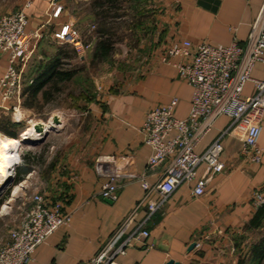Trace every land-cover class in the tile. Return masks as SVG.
I'll return each instance as SVG.
<instances>
[{
  "label": "crops",
  "instance_id": "1",
  "mask_svg": "<svg viewBox=\"0 0 264 264\" xmlns=\"http://www.w3.org/2000/svg\"><path fill=\"white\" fill-rule=\"evenodd\" d=\"M89 1L58 0L61 9L57 16H52L51 0H0V15L23 8L28 18L26 28L42 33L27 70L34 86L25 82L16 111L11 109L15 100L5 102L9 109L0 107V154L14 146L10 161L15 162L19 148H24L22 154L41 153L31 171L21 179L22 184L12 187L8 200L21 203L28 193L40 190L49 201L61 200L64 210L71 213L69 222L36 248L28 264H87L140 203L144 190L136 181L124 182L113 200L96 194L105 177L97 173L94 162L98 155L110 154L116 156L123 171L142 172L151 153L139 131L145 113L175 97L173 115H188L192 87L172 65L158 61L161 45L173 38H187L193 43L206 41L215 46L236 40L244 46L264 0L141 1L144 8L154 9V19L152 30L148 29L149 21L140 24L144 32L149 31L146 42L140 45V60L130 66L120 86L105 81L103 95L88 102L87 120L77 119L66 136V124L59 111L40 112L50 102L43 99L42 91L50 84L49 75L56 65L53 57L59 54L58 47L50 43L53 33L64 23H72L81 16L79 10L83 5L90 8ZM89 15L85 18L91 22ZM122 52L123 56L129 55ZM7 64V54L0 53V78ZM250 76L264 80L262 62L253 63ZM242 92H254L251 80L244 83ZM19 116L21 119L16 121L14 117ZM53 116L58 118L57 122ZM26 118L34 123L47 118L46 123H54L37 142L24 143L20 137L27 126L20 127L21 131L18 128ZM220 134L223 170L208 180L200 196H195L186 183L177 185L165 198L152 192L149 196L160 202L158 207L149 212L147 203L141 202L129 228L138 226L149 235L126 247L124 253L116 254L117 264H165L169 260L174 264H263L256 261L252 251L264 233V220L256 227L251 221L258 207L254 194L261 191L264 195V113L257 140L262 150L259 163L249 162L240 154L244 127L231 125L226 115L217 117L195 151L201 153ZM163 166L147 180L155 182ZM3 242L0 240V244Z\"/></svg>",
  "mask_w": 264,
  "mask_h": 264
},
{
  "label": "built area",
  "instance_id": "2",
  "mask_svg": "<svg viewBox=\"0 0 264 264\" xmlns=\"http://www.w3.org/2000/svg\"><path fill=\"white\" fill-rule=\"evenodd\" d=\"M57 2L51 0L49 13L52 16H57L61 9ZM27 22L23 8L0 15V53L7 54L8 60L0 78V107L9 109L5 102L15 100L16 104L11 108L14 111L24 93L25 82H31L27 70L42 36L39 29H27ZM52 37L56 42L70 43L77 55L92 47L91 40L80 36L72 23H64ZM158 61L172 65L191 85L189 113L186 118L173 115L177 103L175 97L145 113L139 131L151 153L142 172L123 171L114 155L102 154L95 158L97 173L105 177L96 194L113 200L124 182L136 181L144 190V196L117 226L99 254L87 264H117L116 254L124 253L126 247L149 235L146 229L138 226L129 228L141 202L147 203L149 212L158 207L160 202L149 196L152 192L165 198L181 183L188 184L195 196L205 192L208 180L220 173L225 165L221 159L222 136L215 138L201 153H197L195 147L218 116L226 115L231 119V125L244 127L240 154L252 163L261 160L262 150L257 140L264 113V80L251 77L250 71L255 61L264 65V1L244 46L236 40L225 46H215L206 41L193 43L187 38H173L159 48ZM248 80L252 81L254 92L246 95L242 89ZM14 119L19 121L21 117ZM20 156L18 153L15 166L20 163ZM161 165L164 166L158 179L149 182L147 177L155 174ZM20 181L13 185H21ZM254 199L259 206L264 202V195L256 192ZM7 203L1 204V212H8ZM20 205V218L9 228L7 240L0 244V264H28L36 248L71 217L61 200L49 201L40 190L32 191Z\"/></svg>",
  "mask_w": 264,
  "mask_h": 264
},
{
  "label": "rangeland",
  "instance_id": "3",
  "mask_svg": "<svg viewBox=\"0 0 264 264\" xmlns=\"http://www.w3.org/2000/svg\"><path fill=\"white\" fill-rule=\"evenodd\" d=\"M128 5V4H127ZM72 6V4L70 5ZM125 6V5H124ZM150 14L145 13H135L129 7H124V11L122 12V16L119 17L118 23L116 26L118 27L119 35L122 38L126 39L123 41H118L114 43L113 53L105 60L102 61H91V51L94 47V29L96 28V24H93L92 21L89 22L88 18H85L90 13V9L88 6L83 5L79 11H81V16L75 18V21H72L73 27L78 31L80 36H85V39L91 40L92 47L89 50H85L81 55H77L73 50L70 43H59L56 41H51L50 44L55 45L61 50H64L66 54H69L67 58V63L62 62V66L65 65L64 68H76L77 72L74 74L73 78L70 80L61 81L59 83L58 91H53V100H50L48 104L46 103L42 111L40 112H49V111H59L61 118H64V123L66 124V130L68 136L69 134V126L76 122L77 119L87 120L88 117V102L94 98H100L104 91V83L105 81H111L113 85L116 83L120 86V80L128 75V70L130 66L136 65L138 60H140L139 52L143 49L142 46L146 42L145 38L149 37L148 32H144L142 30L143 25L142 21H149L151 25H147L148 29H153V17H154V9L151 7H146ZM146 10V11H147ZM85 12V15L84 13ZM90 16V15H89ZM124 21V23H123ZM122 24L124 25V30H122ZM141 24V25H140ZM120 25V26H119ZM140 25V26H139ZM146 26V27H147ZM146 29V28H145ZM136 31V32H135ZM39 42L37 44V47ZM121 45V46H120ZM36 47V49H37ZM127 47V49L125 48ZM35 49V50H36ZM153 47L149 48L152 50ZM129 54L128 56H123V51ZM61 66V67H62ZM133 68V67H131ZM134 70V69H133ZM134 73V72H132ZM87 114V115H86ZM56 117V116H53ZM57 118V117H56ZM84 118V119H83ZM75 119V121H73ZM47 118L43 121L46 122ZM58 121V119H57ZM88 121H86L87 123ZM34 123V121L27 122L22 121L18 130L21 131L20 127H28ZM83 124V122H82ZM22 128V129H23ZM20 134V132H19ZM72 134V132H71ZM25 143V142H24ZM22 150L24 148H19L18 152L22 155ZM15 175V174H14ZM12 184L6 187L0 193V240L5 241L8 238V230L12 227L20 218V201L19 200H8V196L12 187ZM261 192V191H256ZM255 192V193H256ZM31 192L28 193V197ZM263 194V193H262ZM4 200L9 201L6 206L8 209L7 213L1 212V204H3ZM26 202V201H25Z\"/></svg>",
  "mask_w": 264,
  "mask_h": 264
},
{
  "label": "trees",
  "instance_id": "4",
  "mask_svg": "<svg viewBox=\"0 0 264 264\" xmlns=\"http://www.w3.org/2000/svg\"><path fill=\"white\" fill-rule=\"evenodd\" d=\"M141 1L143 2V0L89 1V14L92 18L91 21L93 24H96L93 37L94 47L90 54L91 61L98 62L107 59L113 53L114 43L122 40V36L119 35V29L116 24L118 23V18L123 15L122 12H125V6L129 7L135 13H145L147 15L150 14V12H148V10L142 6ZM58 49L59 54L53 57L55 60L54 63H56V65L53 66L54 71L52 70L49 75V79L51 80L50 84L42 91V97L45 101H49L54 98L52 92L58 91L59 83L61 81L72 79L74 74L77 72L76 68L66 69L64 68L66 64L62 66V62L63 64L67 63L66 60L69 57L67 55L69 54H66L64 50H61V48ZM60 55L63 57H60ZM39 65L40 63L36 64V67H39ZM33 82L30 83V86L32 87L34 86ZM25 87L26 86H24L23 92H25ZM41 106L42 105H39V107ZM40 157L41 153L39 155L32 154L31 152H25L22 154L20 156V163L15 166L13 183H17L23 179V177L31 171L33 165ZM263 220L264 202L257 207L255 215L251 221V225L255 227L259 226ZM252 252L255 256H257L256 261H258V263L262 262L264 264V233L259 241L254 245Z\"/></svg>",
  "mask_w": 264,
  "mask_h": 264
},
{
  "label": "bare ground",
  "instance_id": "5",
  "mask_svg": "<svg viewBox=\"0 0 264 264\" xmlns=\"http://www.w3.org/2000/svg\"><path fill=\"white\" fill-rule=\"evenodd\" d=\"M53 121L50 122H36L32 123L28 127H26L23 132L21 133V138L23 140H30L33 138L40 137L42 131L45 130L47 127L53 125ZM42 130V131H41ZM14 150V146H12L8 151H3L0 154V179L6 176L10 172V166L14 163V160H11V155ZM1 152V151H0Z\"/></svg>",
  "mask_w": 264,
  "mask_h": 264
},
{
  "label": "water",
  "instance_id": "6",
  "mask_svg": "<svg viewBox=\"0 0 264 264\" xmlns=\"http://www.w3.org/2000/svg\"><path fill=\"white\" fill-rule=\"evenodd\" d=\"M57 119H58V118L54 117V118H53V121H54V122H55V121L57 122ZM44 134H45V130L42 132V135H41L40 137L33 138V139H30V140H21V142L35 143V142H37L39 139H41V138L44 136ZM14 164H15V163H12L11 168H10V172H9L6 176H4V177H2V178L0 179V193H1L6 187L10 186V185L12 184V182H13V178H14V167H15ZM165 264H174V263H173L172 260H169V261H167Z\"/></svg>",
  "mask_w": 264,
  "mask_h": 264
}]
</instances>
